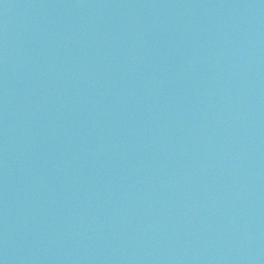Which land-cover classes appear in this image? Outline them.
Returning <instances> with one entry per match:
<instances>
[{"label":"water","instance_id":"water-1","mask_svg":"<svg viewBox=\"0 0 264 264\" xmlns=\"http://www.w3.org/2000/svg\"><path fill=\"white\" fill-rule=\"evenodd\" d=\"M0 264H264V0H0Z\"/></svg>","mask_w":264,"mask_h":264}]
</instances>
